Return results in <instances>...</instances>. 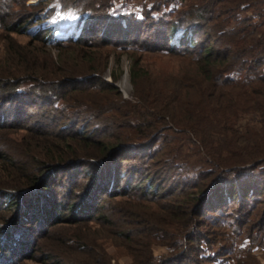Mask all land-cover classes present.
<instances>
[{
  "label": "rangeland",
  "instance_id": "1",
  "mask_svg": "<svg viewBox=\"0 0 264 264\" xmlns=\"http://www.w3.org/2000/svg\"><path fill=\"white\" fill-rule=\"evenodd\" d=\"M191 3L196 5L190 1L178 4L174 0H0V253L16 258L15 264H133V254L145 259L148 250H151L157 264H192L196 259L195 264H264V243L258 240L264 235V222L259 229L255 227L264 217V196L251 203L254 205L251 216L247 217L250 211L246 213L250 203L244 208L231 205L224 217L215 216L218 224L206 221V226L199 228L198 233L205 237L206 242L199 240L191 247L173 250L172 236L179 224L173 218L167 220L160 208L171 203V199L156 201L153 197L164 189L173 188L181 168L186 167L188 180L213 168V160L202 154L192 136L183 129H176L173 123L169 128H162L155 137L161 136L154 140L157 148L162 147V150L165 149V141H172L173 160L168 163L163 157L148 160L143 165V176L138 172L135 176L137 181L133 184L137 185L134 186L135 192L145 193L147 197L139 203L132 199L124 207L132 214L141 212L140 220L154 219L160 224L163 221L168 230L155 233L147 226H128L127 213L114 222H96L90 220L92 213L80 209L76 220L79 223L68 221L66 219L71 217V212L67 204L71 198L74 200L73 196L90 186L84 172L86 165L72 169V166H65L55 173L36 170L43 160L41 151L45 137L52 139L53 146L58 150L61 147L62 151L66 148L65 141L72 148L78 147L76 142L67 140L78 132L106 142L105 135L110 133H107L109 129L105 122L120 106L116 92L104 89L86 92L82 97L99 103L93 105L94 111L102 115L98 120L96 116L75 111L79 105H67L55 97L50 98V90L63 88V80L68 77L56 72L91 66L88 62L91 60L99 63L94 67L107 61L108 67L101 77L111 84L113 76L123 73L115 86L127 100H131L134 94L129 77L133 59L140 60L149 74L144 85L147 88L155 84L173 86L179 80L187 81L193 67L191 60L167 50L147 48L151 45H142V40L150 36L151 29H142V40L137 43L131 37L127 39L128 29L123 23L130 16L145 18L149 7L153 12L157 11L155 14H164L163 17L168 18L174 10L180 13L187 10ZM90 11L95 14L93 22L97 26L93 29L96 33L91 36L86 31L83 45L78 46L74 40L70 42L68 39H76L82 33L83 26H79V22L82 20L83 24L90 19ZM104 11L107 14H103L106 13ZM152 22L148 19L145 26L151 28ZM130 27L132 32L138 31L137 26ZM62 94L60 90L58 96ZM32 130L44 134L43 139L40 140ZM48 151L55 154L54 150ZM51 178H55L51 188L40 191L36 187L44 179L49 181ZM236 178L228 176L226 179L232 181ZM7 196L13 197L14 206H8ZM48 203L54 204L55 209L45 219L40 207ZM60 205L64 206L61 211ZM112 205L115 208L121 203ZM59 211L65 214L62 222L54 219ZM19 218L26 226H13L12 222ZM218 219L224 221L219 223ZM250 224L254 228L251 229L253 240L231 234L232 230L245 229ZM232 240L233 244L230 243ZM197 246L200 252L194 251ZM5 262L7 260H2V264Z\"/></svg>",
  "mask_w": 264,
  "mask_h": 264
},
{
  "label": "trees",
  "instance_id": "2",
  "mask_svg": "<svg viewBox=\"0 0 264 264\" xmlns=\"http://www.w3.org/2000/svg\"><path fill=\"white\" fill-rule=\"evenodd\" d=\"M175 1L178 4L190 1L196 5L191 3L181 13L174 10L175 13H172L176 15L171 13L168 18L163 17L164 14H155L157 11L153 12L152 7H149V14L145 18L130 16L124 19L123 24L128 29L126 38L131 37L137 43L142 40V29H151L150 36L142 40V45H151L146 47L167 50L191 60L193 67L188 80H179L173 86L164 83L147 88L144 85L149 74L140 60L133 59L129 77L134 94L131 100H127L123 99L115 86L123 73L113 76L111 84L101 77L108 67L107 61L94 67V64L99 63L91 60L88 61L91 66L71 67L67 71L56 72L68 77L63 80V88L50 90V98L55 97L67 105H79L75 111L96 116L98 120H101L102 115L94 111L93 105L99 103L82 97L86 92L90 93L94 89L116 92L120 106L113 111L114 116L105 122L107 129L111 130H107L110 134L105 135L106 142L78 132L67 139L76 142L78 147L72 148L68 141L62 139L66 146L62 151L61 147L58 150L53 146L52 139L45 137L48 141L42 144L43 160L36 170L55 173L65 166H72V169L86 165L84 172L90 180V186L81 194L73 196L76 201L71 198L67 204L71 212V217L66 219L68 221L78 220L80 209L92 213L90 220L96 222H114V219L127 213L128 226L137 228L142 225L153 228L155 233L162 232L163 229L168 230L162 224L163 221L160 224L154 219L140 220L143 216L141 212L132 214L125 211L124 207L132 199L139 203L147 197L145 193L135 192L134 186L137 185L133 184L137 181L135 176L138 172L143 176V165L148 160L153 161L157 157H163L165 163L173 160L172 141H165V149L162 150V147L157 148V142L154 141L161 135H155L162 128L172 126V123L176 129L187 131L202 154L213 160V168L200 172L196 177L192 176L191 181L188 180L186 167L181 168L182 172L178 173L173 188L164 189L153 197L156 201L171 199V203L160 208L167 220L173 218L179 224L172 236L173 250L176 252L179 248L191 247L199 240L206 242L205 237L198 233L199 228L206 226V221L218 224L215 216L224 217L231 205L244 208L264 196V0ZM92 11L90 19L83 24L82 20L79 22V26H83L82 33L76 39H68L70 42L74 40L75 44L81 46L87 32L91 36L96 33L93 27L97 24L93 22L95 14ZM148 19L153 21L150 23L151 28L145 26ZM132 25L137 26L138 31L132 32L129 29ZM60 90L63 94L58 96ZM32 133L43 139L44 134L41 132L32 130ZM48 150H54L55 154L51 155ZM228 176L237 178L231 181L226 179ZM48 179L36 187L40 191L51 188L55 178H51V181ZM12 198L7 196L8 206L15 205ZM114 202L121 203V207L114 208ZM61 205L60 211L64 208ZM253 206L251 204L247 208L246 213L250 211L247 217L253 214ZM40 208L45 219L55 209L51 203ZM60 211L54 219L62 222L65 214ZM262 219L255 225L256 228L259 229L264 222V217ZM22 220L13 221V226H26ZM252 225L238 231L232 230L234 232L231 234L253 240ZM240 226L243 227V224L240 223ZM258 240L264 243V235ZM197 248L194 251L200 252V247ZM132 256L133 264H157L151 250L145 254V259L134 254ZM15 259L7 253H0V264L2 260H7L4 264H15Z\"/></svg>",
  "mask_w": 264,
  "mask_h": 264
}]
</instances>
